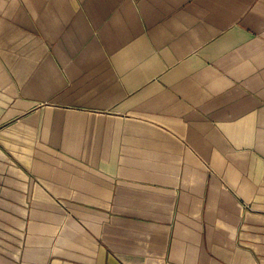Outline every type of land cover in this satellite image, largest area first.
Masks as SVG:
<instances>
[{"label":"crops","instance_id":"crops-1","mask_svg":"<svg viewBox=\"0 0 264 264\" xmlns=\"http://www.w3.org/2000/svg\"><path fill=\"white\" fill-rule=\"evenodd\" d=\"M0 264H264V0H0Z\"/></svg>","mask_w":264,"mask_h":264}]
</instances>
